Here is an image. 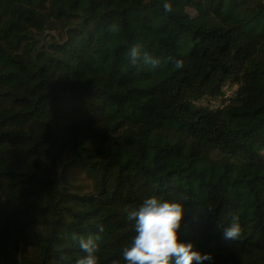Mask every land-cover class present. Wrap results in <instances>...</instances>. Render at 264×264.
<instances>
[{"label":"trees","instance_id":"1","mask_svg":"<svg viewBox=\"0 0 264 264\" xmlns=\"http://www.w3.org/2000/svg\"><path fill=\"white\" fill-rule=\"evenodd\" d=\"M151 197L203 264H264V0H0V264H76L89 235L126 264Z\"/></svg>","mask_w":264,"mask_h":264},{"label":"clouds","instance_id":"2","mask_svg":"<svg viewBox=\"0 0 264 264\" xmlns=\"http://www.w3.org/2000/svg\"><path fill=\"white\" fill-rule=\"evenodd\" d=\"M163 7L166 13L174 11L170 2H165ZM128 55L133 64L140 59L153 68L160 64L158 58L143 53L140 45L132 47ZM182 64V61H177V67ZM184 205L175 198L161 201L157 197H151L138 210L128 212L127 220L135 222V235L131 245L122 252L126 264H203L204 261L213 259L211 253L202 254L194 250L193 243L180 241L179 230L185 215ZM98 230L103 231V226ZM241 232L239 218L233 217L230 225L224 227V238L238 240ZM73 239H76L75 235ZM97 239L98 237L91 235L87 238L79 237V247L86 255L77 259L76 264H98V257L95 255L98 250ZM112 264H119V261L113 260Z\"/></svg>","mask_w":264,"mask_h":264},{"label":"built area","instance_id":"3","mask_svg":"<svg viewBox=\"0 0 264 264\" xmlns=\"http://www.w3.org/2000/svg\"><path fill=\"white\" fill-rule=\"evenodd\" d=\"M234 91L235 88L234 87H230L228 85H226L223 88V94L217 98H202L200 99V101L202 102L203 105H209L210 109H223V107L225 106V104L228 102L229 99H231L234 96ZM194 105H198L200 104L199 101H194L193 102Z\"/></svg>","mask_w":264,"mask_h":264},{"label":"rangeland","instance_id":"4","mask_svg":"<svg viewBox=\"0 0 264 264\" xmlns=\"http://www.w3.org/2000/svg\"><path fill=\"white\" fill-rule=\"evenodd\" d=\"M198 101H199L200 104L194 105L195 107H197V108H209L208 104L207 105H203L202 102L200 101V99Z\"/></svg>","mask_w":264,"mask_h":264}]
</instances>
